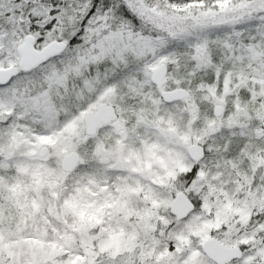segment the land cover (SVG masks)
<instances>
[{
    "label": "snow or ice",
    "instance_id": "snow-or-ice-1",
    "mask_svg": "<svg viewBox=\"0 0 264 264\" xmlns=\"http://www.w3.org/2000/svg\"><path fill=\"white\" fill-rule=\"evenodd\" d=\"M0 264H264V0H0Z\"/></svg>",
    "mask_w": 264,
    "mask_h": 264
}]
</instances>
